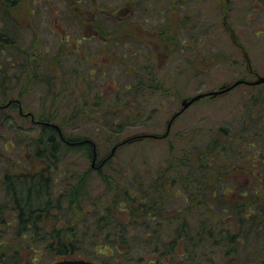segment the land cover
Masks as SVG:
<instances>
[{
    "label": "trees",
    "instance_id": "trees-1",
    "mask_svg": "<svg viewBox=\"0 0 264 264\" xmlns=\"http://www.w3.org/2000/svg\"><path fill=\"white\" fill-rule=\"evenodd\" d=\"M22 2L0 0V51L6 56L3 61L0 60V121L11 120L10 124H13V110L19 116H27L24 108L28 107L27 96L35 92L42 99L40 110L32 112L35 119L58 123L64 136L56 128L38 124L32 119L39 126L38 135L20 139L15 137L20 145L29 146L46 164L41 171L16 175L6 173L1 179L0 188L9 197L7 204L12 207L13 231L22 246L35 253L44 244L59 257L80 252L95 257L87 247L96 246L97 250L103 246L117 250L127 259L136 251L139 260H144L149 254L155 255L158 261H153V264H174L178 260L183 264H209V256L215 249L227 256L225 264H249L252 257L240 248V244H249L251 241L259 243L256 249L260 254L263 253L264 199L259 198L257 188L249 190L251 187L244 184L242 187L235 184L230 188V193L234 195H228L224 189L223 174L231 170V146L225 139H231L235 131L218 128L216 135L209 138L211 130L203 127L194 133L195 138L182 135L180 154L170 151L169 157L156 167H152L149 160H144L139 167L136 164L115 167L112 165L113 157L103 159V164L97 168L88 166L81 171L77 168L73 171L67 167V160L79 151L93 158L95 149L98 150L99 142L96 139L99 136L117 138L127 123L141 117L144 108L140 110L141 107L137 106L133 109V105L141 104V100L148 99L158 91L165 94L169 90L162 88L155 73L150 71L151 67L157 68L155 65L147 63L141 66L138 60L131 58L133 55L138 56L144 45H135L133 50L128 45L126 38L132 37L134 33L128 25L125 27L126 21L111 34L104 30L103 25H96L97 20L95 23L90 22L96 32L91 36L82 33L81 38L74 41V46L46 45L41 53L37 43H32L30 47L20 46V34L11 11ZM166 17H160L166 26L152 29V33L157 34L162 42L167 36L164 51V43L162 45V52L167 57L163 60L165 65L173 55L188 46L185 39H181L179 44V36L171 37L167 33L166 30L171 29L172 25ZM188 19H191L189 15L179 25V30L187 27ZM95 36L104 45H97L91 54L96 51L97 59L102 60L112 55L111 64L125 66L123 75L129 77L130 84L122 91L120 88L114 94L108 93L106 85L101 83L104 77L102 62L96 60L99 69H92L93 60L84 54L86 49H90V44L83 40ZM194 38L197 42L198 38ZM189 43L191 48L195 47L191 41ZM120 45L129 51H120ZM147 45L150 58L152 50ZM125 58H128L126 65L121 63ZM182 60L178 57L174 61L177 69L189 63L194 69L191 72L200 75L208 72L207 62L218 64L212 59L204 60L198 53L196 57L191 56L184 62ZM14 81L17 98L13 99L14 83L11 82ZM260 99L264 103V94L257 95V101ZM9 101L10 105L4 106ZM252 101H255V96ZM90 122H95L93 129L85 125ZM248 123L245 124L246 128ZM206 129H209L207 133ZM248 144L243 138L242 145L235 146L236 152L241 160L246 158L245 165L242 164L244 171L263 180L261 175H257L256 144H250L253 146L252 151L246 152L244 147ZM171 147L175 149L173 144ZM189 147L190 151L184 153ZM108 165L110 169L107 171L105 167ZM95 176L102 181L101 189L100 184L94 182ZM182 189L188 193L189 206L180 210L179 214L169 211L167 205L175 202ZM237 196H246L248 200ZM211 200L212 203L217 201L223 210L230 212V216L237 221L238 230L225 229L209 219L208 214L213 213L209 209ZM192 207L197 208L196 214L190 212ZM2 210L0 208V223L9 224L2 217ZM139 228L143 230L142 233L135 232ZM0 251V262H3L6 251L1 247ZM253 260L257 262V256ZM96 261L108 264L104 259Z\"/></svg>",
    "mask_w": 264,
    "mask_h": 264
},
{
    "label": "rangeland",
    "instance_id": "rangeland-1",
    "mask_svg": "<svg viewBox=\"0 0 264 264\" xmlns=\"http://www.w3.org/2000/svg\"><path fill=\"white\" fill-rule=\"evenodd\" d=\"M11 15L20 34L18 42L20 46L30 47L32 43H37L40 46V53L46 45H53V47L60 44L74 46V41L81 38L82 33L91 36L96 32V29L91 27L90 22L95 23V20H97L96 25H103L104 30L109 34L114 33V30H117L116 28L126 21L125 27L128 25V28L134 33L132 37L126 38L128 45L132 47V50L136 48L135 45H144L140 48V54L133 55L131 58L134 61L138 60L141 66L147 63L155 65L157 67L155 69L149 66L151 67L150 71L155 73L161 87L169 90L165 94L158 91L148 99L141 100V104L139 102L133 105V109L140 106V110H142L143 107V115L134 118L131 123H127L126 128L117 134V138L99 136L96 139L99 144H97L98 156L95 161L79 151L67 160L68 168L73 171L75 168L81 171L83 167L88 166L97 168L100 167L103 159L108 160L112 157V165L115 167H130L134 164L139 167L144 160L151 161V166L156 167L162 160L169 157L170 151L172 154H180L183 145V140L180 139L182 135L195 138L194 133L207 127L211 130L208 133V137L211 138L216 135L218 128H226L235 131L234 136L236 137L225 139V142L231 146L229 155L231 170L223 174L226 185L224 189L228 195H234L230 193V188L233 185L236 184L237 187L247 185L249 188L251 187L249 190L257 188L260 193L259 198L264 199V164H262L264 158V103L262 99L257 101V95L264 94V84L254 86L240 84L223 94L202 98L175 118L167 137H144L124 142L127 138L140 134L162 135L166 133L168 122L174 113L182 108L185 98H190L200 92L219 89L223 85L232 84L241 78L252 80L257 75H264V0H23L11 11ZM162 15L167 16L169 20L167 17L166 20L172 25L171 29L166 30L167 33H170L171 37L179 36V44L181 39H185L188 45L183 51L180 50L176 55H173L166 65L163 62L165 53L162 52V45L164 43V51L167 36L162 42L157 34L152 33V29L160 28L161 25L166 26V23L161 21ZM188 15L191 19H188L187 27L179 30V25H182ZM120 35L125 36L122 33ZM194 37L198 38L197 42ZM105 40L112 41V39ZM83 41L90 44V51L86 49L84 54L93 60L92 69H99L96 66V60L102 62L101 69H103L104 77H102L101 83L106 85L108 93L114 94L120 88L122 91L126 85L130 84L129 77L123 75V72H126L125 66H120V63L111 64L112 55L102 60L97 59L96 51L91 54L97 45L102 44L97 36ZM190 41L195 46L194 48L189 46ZM147 44L151 46L152 50L150 58ZM125 48L120 45L119 50L129 51ZM197 53L202 55L204 60L212 59L218 61V64L207 62L206 66L209 68L204 67L208 69V72L202 75L193 74L191 71L194 69L189 63L178 69L174 66V61H177L178 57L184 62V59L187 60L191 56L196 57ZM5 58L6 56L0 51V60L3 61ZM127 59L125 58L121 63L126 65ZM12 83H14L15 94L12 93L11 98L14 99L17 98L16 81ZM34 90H36L35 87ZM253 96H255L254 102L252 101ZM41 102V96L35 92L31 93L30 96H27L28 107H24L25 112L39 111ZM13 116V124H10L11 120L9 122L0 121V185L1 179L6 173L12 175L33 173L41 171L46 165L45 161L37 157L29 146L23 143L20 145L15 139V137L20 139L21 137L37 136L39 126L33 123L32 117L29 115L19 116L13 110ZM94 123L90 122L85 125L88 129H93ZM247 123L248 127L246 128L245 124ZM27 129L31 130L27 131ZM209 129H206L205 132L207 133ZM243 138L249 143L244 147L246 152L256 144L257 175H261L263 180L244 171L242 164L245 165L246 158L241 160L235 149L236 145H242ZM122 141L123 144L117 145ZM172 144L175 146L173 150ZM114 146L116 149L113 151ZM190 149V147L186 148L184 153L189 152ZM239 153L242 152L239 150ZM74 161L76 163L72 165ZM249 163L252 164V161ZM235 164L237 165L235 166ZM109 169V165L105 167V170ZM93 179L95 183L100 184L101 189V179L98 176ZM179 191L180 194L175 198V202H169L167 205L170 208L169 211L178 214L180 210L183 211L189 206L188 193L185 189ZM237 198L248 200L246 196H237ZM8 200L9 197L4 195L3 189L0 188L2 217L9 223H0V247L6 251L4 261H1L0 264H52L58 259L74 257L104 259L108 264H153V261L155 263L158 261L157 257L152 254L147 255L144 260H139L138 251L132 252L130 258L127 259L117 250L114 251L112 248L103 246L97 250L96 246L87 247L95 257H88L83 252L65 257L55 256L44 244H41L39 250L34 253L33 250L23 247L20 239L15 237L12 207L7 204ZM209 209L213 211L212 215L208 214L209 219L214 220L218 226L238 230L237 221L230 216L229 211L223 210L217 201L212 203L211 200ZM258 211L257 208V213ZM190 212L196 214L197 208L192 207ZM135 232L142 233L143 230L139 228ZM257 244L259 243L254 244L253 241L249 244H240V248L246 250L245 253H249L252 257L249 264H264V252L260 254L256 249L259 247ZM0 254H2L1 251ZM255 256H257V262L253 260ZM16 259L20 262H17ZM209 259V264L227 263V256L218 249L211 253ZM174 264H183V262L178 260Z\"/></svg>",
    "mask_w": 264,
    "mask_h": 264
},
{
    "label": "water",
    "instance_id": "water-1",
    "mask_svg": "<svg viewBox=\"0 0 264 264\" xmlns=\"http://www.w3.org/2000/svg\"><path fill=\"white\" fill-rule=\"evenodd\" d=\"M243 83L244 84H249V85L262 84V83H264V75H257V77L255 79H252V80L238 79V80H236L235 82H233L232 84H230L228 86H222L219 89H214V90H209V91H205V92H200V93H197V94L193 95L190 98H185L183 100V102H182V108L180 110H178L173 115V117L171 118L170 122L168 123V129H167L166 134H168V132L170 130V127H171V124L174 121V119L178 115H180L185 109L190 107L194 102L202 99L205 96H217L219 94L228 92V91L232 90L233 88H235L236 86H238L239 84H243ZM9 104H10V102L7 103L5 106H7ZM21 111H22V109H21ZM26 114L31 115L33 120H35V117H34V115H32L31 112H28ZM37 122L43 123V124H46V125H50V126L56 128V129H58L60 134H61V136L64 137L63 136V132H62L61 127L59 126V124L54 123V122H48V121H40V120L37 121ZM166 134H165V136H166ZM137 137H157V135L154 134V133H147V134H140ZM133 138L134 137H132L130 139H133ZM126 140H128V139H126ZM115 149H116V146H114L113 151ZM96 158H97V151L95 149L93 161H95ZM53 264H104V263L97 262V261H92V260H88V259H84V258H79V259H62V260H59V261H57V262H55Z\"/></svg>",
    "mask_w": 264,
    "mask_h": 264
}]
</instances>
